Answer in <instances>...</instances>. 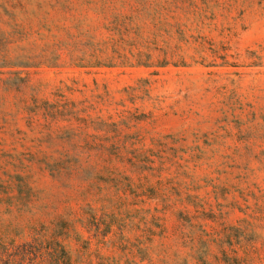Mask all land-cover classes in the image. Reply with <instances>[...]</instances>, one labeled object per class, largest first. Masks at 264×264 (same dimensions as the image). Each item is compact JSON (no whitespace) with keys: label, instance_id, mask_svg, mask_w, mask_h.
<instances>
[{"label":"rangeland","instance_id":"obj_1","mask_svg":"<svg viewBox=\"0 0 264 264\" xmlns=\"http://www.w3.org/2000/svg\"><path fill=\"white\" fill-rule=\"evenodd\" d=\"M0 264H264V0H0Z\"/></svg>","mask_w":264,"mask_h":264}]
</instances>
